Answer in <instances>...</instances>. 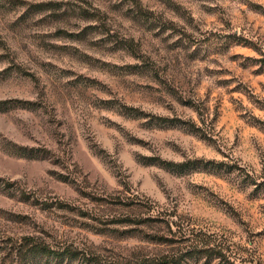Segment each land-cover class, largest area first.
Instances as JSON below:
<instances>
[{"label":"rangeland","instance_id":"obj_1","mask_svg":"<svg viewBox=\"0 0 264 264\" xmlns=\"http://www.w3.org/2000/svg\"><path fill=\"white\" fill-rule=\"evenodd\" d=\"M109 197L177 226L150 243ZM172 252L264 264V0H0V264Z\"/></svg>","mask_w":264,"mask_h":264},{"label":"trees","instance_id":"obj_2","mask_svg":"<svg viewBox=\"0 0 264 264\" xmlns=\"http://www.w3.org/2000/svg\"><path fill=\"white\" fill-rule=\"evenodd\" d=\"M166 167L175 166L173 163H162ZM94 201H101L106 206L109 205H116L121 204L126 207V211L122 217L119 220L120 223H123L124 225H134L141 229H147L150 231H153L155 233L153 234H147L145 235L146 240L150 243H156V244H163L168 241V238L165 237V235H162L159 233L160 228H162L163 234L166 233H172L173 226H177V224L174 221L167 220L163 217H161V213L157 212L155 213V207L152 204L147 203V205H144L143 203L139 201H131L130 203L125 204L122 201H116V199H113L112 197L109 198H99V199H93ZM58 205L63 206V203H58ZM167 230H166V228ZM140 229V232H142ZM159 229V230H158ZM180 231L174 232V235L179 233ZM180 235L183 236L182 233ZM14 246H16V249L14 250V254L18 260L25 259L29 255L35 257L40 254H46V255H52L53 259L56 260H69L73 261V256H77L76 249L73 250L71 247L68 246H55L50 245L46 243L44 240H41L38 237H34L32 235H26L19 240L15 241ZM198 243L195 244L193 249H189L186 254H200L201 252L209 254L208 252H214V249H208L206 251L198 250L197 247ZM212 253L209 254L211 256ZM219 258L223 257V255H220ZM86 258V255L83 256V259ZM185 260V255L182 253H159V254H153L150 256H144L143 258L136 260L133 263H118V264H182V262Z\"/></svg>","mask_w":264,"mask_h":264}]
</instances>
